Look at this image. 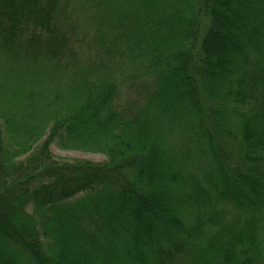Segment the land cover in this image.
Here are the masks:
<instances>
[{"label":"trees","instance_id":"16d2710c","mask_svg":"<svg viewBox=\"0 0 264 264\" xmlns=\"http://www.w3.org/2000/svg\"><path fill=\"white\" fill-rule=\"evenodd\" d=\"M87 3L106 68L0 0V263L264 264V0Z\"/></svg>","mask_w":264,"mask_h":264},{"label":"rangeland","instance_id":"374dc122","mask_svg":"<svg viewBox=\"0 0 264 264\" xmlns=\"http://www.w3.org/2000/svg\"><path fill=\"white\" fill-rule=\"evenodd\" d=\"M83 1L84 0H59V26L62 32L71 39L74 46L79 50L77 53L79 57L84 61L89 59H101V65H105L106 68L108 62L105 59L106 53L104 52L108 46L107 43L122 33L120 30L109 34L108 26H110L109 23L111 20L117 18L116 14L120 13V10L118 8L115 10L104 9L108 16V18L104 17V19L98 8L92 10L88 3L83 5ZM95 19L97 22L100 20L99 26L97 24L94 26L91 22V20ZM126 21L130 22L129 19H126ZM102 34L108 35L99 39ZM100 41H105L106 43H100ZM119 64L120 58H116L110 63V66H119ZM101 65L99 66L103 69L104 67ZM122 69H124V67ZM127 95L130 96V92L124 90L123 100L128 98ZM51 150L60 164L65 162L74 163V161L83 160L93 162L94 164H102L107 161V158L100 154L84 153L80 151H63L56 146H53Z\"/></svg>","mask_w":264,"mask_h":264}]
</instances>
